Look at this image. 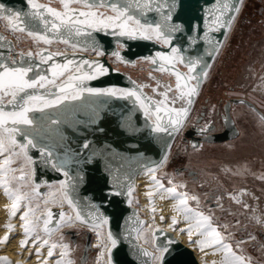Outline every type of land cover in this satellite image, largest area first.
Segmentation results:
<instances>
[{
	"label": "snow or ice",
	"instance_id": "obj_1",
	"mask_svg": "<svg viewBox=\"0 0 264 264\" xmlns=\"http://www.w3.org/2000/svg\"><path fill=\"white\" fill-rule=\"evenodd\" d=\"M51 2L26 0L28 11H17L0 4V21L5 22L7 31L27 36L34 45L45 46L35 52L21 51L13 55L11 43L0 35V48L7 45L8 52L7 55L0 52V189H3L5 197L10 201V208L7 209L9 220L19 214L24 237L19 241L20 248L26 249L31 244L35 251L30 252L29 257L35 254L38 264H48L57 249H60L59 259L54 264H73L71 259H67L70 249L68 244L63 243V235L60 242H50V237L53 232L64 227L71 228L76 223L88 225L100 241L97 247L103 245L97 264L104 257V250L108 254L107 264H113L112 252L119 246L120 239L111 230L104 237L102 229L109 224V218L100 211L97 204L90 201L82 204L75 196L78 187L86 182V167L93 164L96 157L102 156L103 151L96 149L87 136L78 149H72L62 126L73 130L82 126L84 130L92 128L103 133L102 112L108 105L107 100L100 98H109L129 102L143 115L144 127L151 133L174 139L185 131L193 98L198 95L203 80L208 77L211 65L204 62L203 56L186 57L183 53L187 49L174 44L177 35L185 32L184 24L179 22L183 0H58L59 8L51 6ZM242 2L239 0V3L233 4L231 0H215V4L206 9V30L203 35L197 36L190 28L188 42L195 45L198 39L202 40L210 48L208 56L218 53L221 42L214 41L209 33L221 29L227 32ZM151 13H155L156 18L149 19ZM97 34L115 38L117 50L110 55L122 63H128L119 51L125 47L122 43L124 39L153 41L169 49L167 52L157 51L154 56L144 59L156 66L155 70L174 76V86L157 82L152 88L153 96L144 92L148 85L137 84L135 81L131 82L133 87L129 88L90 86L91 81L111 71L99 59L89 60L79 55L92 52L96 57L105 56ZM53 44H62L65 49H71V55L67 51H51L50 46ZM178 65L187 71H180ZM81 115L86 119H80ZM260 119L264 121V116ZM119 127L129 134L141 131L133 123L131 113L121 115ZM194 131L196 135L207 139L214 129L211 122H206L194 128ZM165 146L168 151H165L159 163L143 166L144 174L150 176L152 182L145 193L149 205L153 204V197L156 196L174 201L172 211L175 215L170 217L168 228L176 231L183 223L185 227L179 228V232L187 235L188 242L206 255V249H211L213 255L220 254V264H252L250 257L239 254L242 251L240 244L245 241H239L234 248L228 242L231 236L226 233L228 225L216 224L211 209L207 215L200 211L199 196L179 191L186 188V185L176 184L174 178H168L167 187L157 178L156 172L167 163L172 147L167 141ZM191 146L193 149L200 147L195 143ZM31 150L39 153L45 166L65 177L57 186L48 185L49 188L55 187V191L49 192L48 199L42 202L61 208L66 204L74 215L64 211L57 214L51 209H46L42 216L36 215L39 203L33 207L32 201L44 194L39 191L41 184L31 180L34 172H26L34 164L29 154ZM17 164L19 168L14 167ZM71 164L76 165L75 175L70 174ZM107 167L113 178L102 199L110 202L112 197L126 195L131 204L134 192L131 178L125 175L121 179L119 169L113 173L111 167ZM17 172L20 174L16 175ZM26 187H30V192L23 190ZM242 195L246 193L229 194L228 198L242 204L239 198ZM222 199L220 196L216 198L218 207L223 211V205L220 204ZM190 201L195 202L197 208H193ZM244 207L249 206L244 204ZM85 208L89 211H85ZM149 210L155 220V207ZM166 219L164 215L159 217L161 223ZM256 222L264 224V220L259 218ZM135 223L137 227L132 231L136 232V238L139 239L145 221L136 220ZM5 228L9 233L14 231L11 223H7ZM157 232H161V229H155L153 235ZM9 239L6 235L0 239V243L7 244ZM250 239L254 240L255 237L250 236ZM173 243L169 239L166 245H155L154 253L141 250V255L150 256L154 264H166ZM44 248H47V256L40 259ZM0 264L10 262L7 257H0Z\"/></svg>",
	"mask_w": 264,
	"mask_h": 264
},
{
	"label": "rangeland",
	"instance_id": "obj_2",
	"mask_svg": "<svg viewBox=\"0 0 264 264\" xmlns=\"http://www.w3.org/2000/svg\"><path fill=\"white\" fill-rule=\"evenodd\" d=\"M52 4L59 7L56 2ZM20 35L24 36L19 41L21 50L37 51V45L30 38ZM51 48L65 51L62 44ZM86 53L92 55V52ZM147 65L146 60H139L135 67L119 61L114 63L138 79H144ZM233 98L249 100L264 113V0L243 1L234 27L196 101L188 126L194 124L199 127L211 122L213 133L223 131L224 105ZM230 115L238 129L235 138L198 142L193 138L184 141L180 135L169 152L167 163L158 169L157 176L165 186H169L167 181L170 177L176 184H185L186 188L181 190L199 196L200 211L207 215L211 209L216 224L228 225L226 233L231 234L228 242L234 248L239 241H245L240 244L242 251L239 254L250 257L253 264H263L264 224L256 221L257 218L264 220V121L244 103H231ZM196 118H199L197 122ZM193 143L200 147L193 149ZM241 192L246 193L239 197L242 204L228 198L229 194ZM218 196L223 197L220 201L223 211L217 205ZM139 204L134 191L132 205L139 208ZM191 204L197 208L195 202ZM244 204L249 207L245 208ZM87 233L90 234L91 247L94 235L84 225L66 228L57 235L59 240L63 235L75 264H95L94 258L100 247H91L84 255ZM250 236L255 239H250Z\"/></svg>",
	"mask_w": 264,
	"mask_h": 264
},
{
	"label": "water",
	"instance_id": "obj_3",
	"mask_svg": "<svg viewBox=\"0 0 264 264\" xmlns=\"http://www.w3.org/2000/svg\"><path fill=\"white\" fill-rule=\"evenodd\" d=\"M41 2L47 3L48 0H41ZM55 2L59 4L58 0H52L51 6L59 8L60 5L57 7L52 4ZM231 3L237 4L239 3V0H231ZM0 4H3L6 8H12L17 11H28L26 0H0ZM214 4L215 0H183V9L180 10L179 22L184 24L185 32L183 34H178L174 41L176 46L187 49V51L183 53L186 57L203 56L204 62L208 65H211V67L208 69L209 74L224 45V41H226V36H228L227 33L229 29L227 32H225L224 29H221L220 31L209 33L210 37L213 38L214 41L221 42L220 51L211 57L207 55V52L210 50V48L204 41L198 39L197 44L192 45L188 42V35L190 34V28L193 29L194 34L197 36L203 35V32L206 30V9L211 8ZM237 14L238 13H235V16ZM153 18H156V14H149V19ZM0 35L4 36L7 41L11 43L13 55L23 51L17 47L14 40L7 36L6 33L1 29ZM97 36L105 50V56L94 57L93 55H89L86 52L80 53L79 55L89 60L99 59L111 71L108 75L91 81L90 86H117L129 88L133 87L131 82L135 81L137 84L148 85V87L144 88V92L149 96L154 95L152 93V88L156 86L157 82L162 85L174 86L175 77L168 73H161L160 71L155 70L156 66L152 65L150 62H148L147 65V72H144L143 74L144 79H138L132 74L114 66V64H112L110 61V54L112 51L117 50L115 38L111 36H102L99 34H97ZM122 43H124L125 47L119 49V51L121 52L124 60L128 61V63L119 62L124 65L134 67L138 64L139 60H145L144 58L146 57L154 56L157 51H169V49H166L159 43H155L153 41H132L124 39L122 40ZM50 50L60 51L52 49L51 47ZM0 52H3L5 55H7V45H5L3 48H0ZM67 53L68 55H71L72 51H67ZM177 67L182 72L187 71V69L183 68L182 66L178 65ZM207 78L203 80L198 95L193 98L194 103L191 106L187 127L185 131L180 134L182 135L184 141H188V139L193 138L198 140V142H220L235 138L238 135V129L236 128V125L230 115L231 103H244L251 107L260 117L264 116V113L249 100L244 98H233L230 101H227L224 105L225 113L222 117L223 124L225 126L224 130L211 134L207 139L196 135L194 131V128H196L195 125L193 124L188 126L190 124L189 119ZM100 99L107 100L108 105L107 109L102 112V127L105 129L103 133L96 132L92 128L84 130L82 126H78L76 130L62 126V130L65 132V135L69 137V145L72 149H78L83 138L87 136V138L92 141L96 149L103 151L102 156L96 157L94 159V163L86 167V182L78 187L75 196L81 201L82 204H84L86 201L97 204V206L100 208V211L109 218V224L107 225L108 231L111 230L114 234L118 235L120 239L119 246L112 252L113 264H151V257L141 255V250L153 253L152 250L141 245L136 238V232L132 231V229L137 227V224L135 223L136 220L145 221L138 212V209L132 204L128 203V197L126 195L112 197L110 198V202L102 199L113 178L111 175H109L107 166L111 167L113 173L119 169L118 174L121 179H123L125 175H128L131 178L132 184L134 186L137 174L145 169L143 166H153L154 164L159 163L165 151H168L166 149L165 142L167 141L173 146L176 139L180 135H177L174 139L164 136L158 137L151 133L149 129L144 127L145 120L143 115L139 111L135 110L129 102L109 98ZM129 113L132 115L133 123L141 129L140 132L129 134L119 127L121 115H127ZM79 118L86 119V117L83 115L79 116ZM198 120L199 118H196L195 122ZM29 154L32 156L34 161V164H32V169L34 172L33 181L35 183L48 184L54 181L65 179L62 173L52 170L49 166H45L42 163L38 152L31 150ZM84 155H87V153ZM69 171L70 174L75 175L76 165H69ZM190 173H193V171H190ZM42 190L43 188L39 189L40 192ZM51 211L58 214L61 210L52 208ZM85 211H89V209L85 208ZM53 226L54 225H50V227ZM169 239L174 241V243L170 246L171 251L166 257V264H199L192 250L178 241L171 232L161 230V232L155 233L153 242L154 247L155 245H166ZM90 249V234L87 233L86 244L84 248L85 256Z\"/></svg>",
	"mask_w": 264,
	"mask_h": 264
},
{
	"label": "bare ground",
	"instance_id": "obj_4",
	"mask_svg": "<svg viewBox=\"0 0 264 264\" xmlns=\"http://www.w3.org/2000/svg\"><path fill=\"white\" fill-rule=\"evenodd\" d=\"M241 6H242V4H241ZM241 6H240V9H241ZM238 14L236 15V19H237ZM236 19L234 20V23L232 24L231 28H229V31L227 33L228 36H226V40L228 39V37H229L233 27H234ZM0 28L3 31L7 32V34L14 40L16 46L20 48V42L19 41H20V39L24 38V36L20 35L19 33L8 32L5 28V22L4 21H0ZM18 36H19V39H17ZM225 42L226 41H224V44H225ZM55 46H56V44H53L50 47H55ZM37 47L39 49V48H43L45 46L41 44ZM64 50L68 51V52L72 51L71 49H65V48H64ZM92 55L94 57H96L94 53H92ZM111 62H112V64H114L117 62V60L111 59ZM14 167L19 168L20 165L17 164V165H14ZM26 172H33L32 165H31L30 169H26ZM144 172H145V169L140 171L137 174L136 179H135V183H134V191L137 192V196L140 200L139 208L138 207H136V208L138 209V212L140 213V215L145 220V225L142 226L143 227L142 237L138 239L140 244L148 247L154 253L155 247H154V243H153L154 242L153 233H154L155 229L159 228L163 231L171 232L178 241H180L186 247L191 249L199 264H213V262H215V264H220V261H221V255L220 254L213 255L211 249H206L205 251L208 253L206 255L205 253L198 251L196 249L195 245L190 244L188 242L187 235H182L179 232V228L185 227V225L183 223H181L178 226L176 231H173V230L168 228V223H170V217L175 215V213L172 211V204L174 203V201L168 200V199L162 200L158 196H156V197H153V204L149 205L148 197L145 195V193H146V191L149 190V187H150L152 182H151L150 176L145 175ZM19 174H20L19 172L16 173V175H19ZM156 176H157V172H156ZM157 178L160 179L158 176H157ZM31 180L33 181V175L31 176ZM58 182L59 181H54V182H51L48 184L41 183L40 188H43L41 193L44 195L41 198H39L38 200L32 201L33 207H35V205L37 203H39V207L42 208L41 210H39V209L37 210V212H36L37 216L44 215L46 209H52V208H57V209H60L61 211H64L67 214L74 215V213L71 212V210L67 207L66 204L61 208L60 206L58 207V205L50 206L53 204L49 203L48 205H45L42 202L44 199H48L47 194L49 192L55 191V187L49 188L48 185L57 186ZM23 190L30 192L31 189H30V187H26ZM178 190L182 191L181 189H178ZM244 190L245 189H242V191H244ZM190 204H191V201H190ZM191 206H192V204H191ZM44 207L46 209L43 211ZM150 207H155V209H156V212L154 214L156 217L155 220L152 219L153 214L149 210ZM192 207L195 208L194 206H192ZM9 208H10V201L5 197V195L3 193V189H0V239L5 237L6 235H8L10 237L7 244L0 243V257H7V260L10 262V264H38V257L35 254H33L31 257H29V253L30 252L34 253V251H35L34 248L31 246V244H29V246L26 249L20 248L19 241L24 238L22 235V229L20 228L21 221L19 220V214L15 218H12L11 220H9V215H8V211H7V209H9ZM22 210L23 209H21V211ZM142 212L144 215L142 214ZM161 215H164L167 218L164 223H161L159 220V217ZM7 223H11L14 226V231H12L11 233H9L8 230L5 228V225ZM76 225H84L90 230L88 225L76 223L74 226H76ZM149 226H151V227H149ZM66 228H68V227H64L60 231L53 232L51 237H50V242H60L59 237H57V235L62 230L66 229ZM90 231H92V230H90ZM102 232H103L104 237H106L107 232H108L107 225L103 226ZM92 233L94 235V239L92 241L91 247H97V245L100 244V241L97 238L96 232L92 231ZM41 235L43 236V232H41ZM63 243L67 244L66 241H63ZM152 245L154 248L152 247ZM102 248H103V245L100 246L99 251L97 252V254L95 256L93 263L97 264V257L100 254ZM104 251H105V254H104V257L101 258L100 264H107V255L108 254H107L106 250H104ZM59 252H60V249L55 250L53 257H51L49 259L48 264H54L55 260L59 259ZM46 256H47V248H44V249H42V257H40V259H42L43 257H46ZM67 259H71L73 264H75V262H76L72 257L71 249H70V253H69V256L67 257ZM151 264H154L153 260H152Z\"/></svg>",
	"mask_w": 264,
	"mask_h": 264
},
{
	"label": "built area",
	"instance_id": "obj_5",
	"mask_svg": "<svg viewBox=\"0 0 264 264\" xmlns=\"http://www.w3.org/2000/svg\"><path fill=\"white\" fill-rule=\"evenodd\" d=\"M0 29H1V28H0ZM1 30H2V29H1ZM2 31H3V30H2ZM3 32H5V31H3ZM8 32H9V31H8ZM5 33H6L7 36H9V35L7 34V32H5ZM9 37H10V36H9Z\"/></svg>",
	"mask_w": 264,
	"mask_h": 264
}]
</instances>
